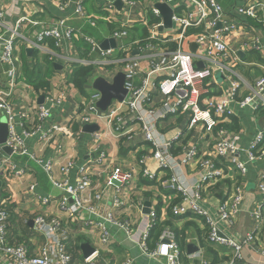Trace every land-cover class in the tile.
I'll return each instance as SVG.
<instances>
[{
    "label": "built area",
    "instance_id": "obj_1",
    "mask_svg": "<svg viewBox=\"0 0 264 264\" xmlns=\"http://www.w3.org/2000/svg\"><path fill=\"white\" fill-rule=\"evenodd\" d=\"M39 1L61 13L73 3V11L44 21L21 15L7 26L1 21L0 2V27L8 33L7 38L0 34V118L5 117L7 121V138L0 144V194L3 196L0 264H74L67 252L71 240L69 226L95 237L99 248L116 240L127 243L130 250L136 249L139 257L154 264H193L194 260L209 264L199 249L187 254L188 261H183L176 233L169 226L162 228L156 248L148 250L149 232L162 220L156 208H149L145 226L139 230L130 219L116 218L113 210L132 206L131 200L127 202L128 190L138 177L157 181L165 193L177 194L180 201L176 204H171L173 195L167 197L169 211L176 216L191 214V218L202 219L208 228V243L232 249L233 257L227 264H234L253 236L246 235L235 243L222 232L220 224L229 226L233 222L243 199L242 185L236 184L227 201L219 206L220 219L211 218L201 204L205 200L204 190L225 178L223 162L233 165L244 176L249 164L264 157V131L256 132L240 148L235 141L226 139L227 131L219 126L234 116L235 108L250 107L254 112L264 108V75L255 76L250 84L233 69L236 65L248 66L244 61L247 55L258 54L264 59L263 37L256 32L259 27L264 33V0H242L243 5L232 0V8L245 21L226 11L223 0H97L101 4L96 6V15L88 14L85 9L89 0ZM117 1L120 9L116 8ZM156 4L169 9L172 25L169 28ZM35 28L37 32L32 33ZM106 40L114 41L115 46L101 50L99 45ZM78 41L88 46L87 53L76 44ZM64 47L67 52L63 51ZM27 49L32 51L30 55L26 54ZM24 61L30 70L46 63L58 64L60 69L55 73L59 74V83L51 85L49 81V88L35 91L22 77ZM76 65L94 66L98 71L93 79L102 77L109 83L117 73H122L124 99H113L105 112L99 111L95 107L99 93L92 92L87 99L68 84ZM255 66L264 71V65ZM216 73L220 76L218 80ZM215 80L226 83L223 94L217 93L219 85ZM240 91H247L248 95L239 97ZM40 96H43L42 104L37 103ZM63 103L74 109L55 121L52 110ZM181 115L188 117L187 133L178 127L165 131L166 120L172 119L175 123ZM84 125L98 126L97 131L90 133L93 148L104 140H131L141 134L147 149L141 150L137 162L139 173L121 165H107L105 152L89 161L73 157L69 150H75ZM196 130L206 140L211 138L201 157L189 137ZM28 141L35 147L50 146L52 156L38 158L29 152ZM4 147L11 153H6ZM177 147L181 151L174 153ZM14 156L35 163L52 187L60 191L57 200H53L52 196L35 194V184L28 186L25 193L37 211L31 220L29 235L17 238L21 242L14 241L11 230L10 206L15 203L4 192L27 175L26 167H20ZM194 163L198 176L191 184L186 180L184 169ZM161 173L166 174L164 178L160 177ZM96 178L103 182L98 191L91 192ZM257 185L264 197V176ZM109 190L113 192L110 207L98 212L92 202H101ZM54 203L62 214L49 210ZM134 205L142 206V203ZM254 212L261 217L259 208ZM84 213L89 216L85 220ZM15 232L18 236L19 228ZM100 255L95 250L84 261L92 264ZM123 264H133V260L124 259Z\"/></svg>",
    "mask_w": 264,
    "mask_h": 264
},
{
    "label": "crops",
    "instance_id": "obj_2",
    "mask_svg": "<svg viewBox=\"0 0 264 264\" xmlns=\"http://www.w3.org/2000/svg\"><path fill=\"white\" fill-rule=\"evenodd\" d=\"M0 2L3 7V17L1 21L7 26L12 25L15 19L21 15H31V17L37 21H44L51 17H60L64 14L69 15L73 11V3H71L67 7L65 12L61 13L58 12L56 8L46 7L39 0H0ZM98 4L100 5L101 3L97 0L87 1L85 4L87 13L96 15V6ZM223 4L226 11H229L232 16L245 21V18L240 16L232 8V0H223ZM236 4L243 5L244 1L237 0ZM100 25L102 28H105V25ZM4 30L5 29L0 27V34L3 36V38H7L8 33L4 32ZM36 32V28L32 29V33ZM256 32L258 35H263L261 34V32L263 31L260 30L259 27L256 28ZM63 51L67 52L68 50L66 47H64ZM244 61L249 65H236L233 69L246 81H248V83L251 84L255 76H259L262 74L264 75V71L258 69L255 66L259 63L264 65V59H262V62L259 61L257 54L247 55L246 58H244ZM24 64H28V62L24 61ZM40 68L47 69V65H43ZM54 70L56 71L55 68ZM48 72L49 70H47L46 74H48ZM58 76V73L53 72V76L49 79H46V81H48V83L50 81L51 85H56L59 83ZM217 83L219 85L217 93L223 94L225 89L227 88L226 83L221 81ZM245 92L247 91H240L239 97H244L243 94ZM28 93H30V90H28ZM30 97L31 99H33L34 94L30 95ZM74 101H77V98H75ZM73 109L74 106L71 107L66 103H63L57 109H53L52 113L55 115V121L60 120L62 114L65 112H67V115L71 114ZM187 121L188 117L183 115H181L175 123L172 122V119H167L166 123L168 124V126L165 131H172L175 127H178L180 131H182L183 133H187ZM222 124H224L223 128L227 131L226 139H228L229 141H235L240 148L245 147L248 141L251 140L256 132L264 131V108H260L256 112H254L250 107L244 109L235 108L234 116H232L229 120L220 123L219 126ZM189 137L192 140L191 142L197 145L199 150V157L203 156L205 150L211 143V138L208 137V140H206L202 137V134L199 132V130H196L192 134H189ZM201 138L204 139L203 142H200ZM27 146L29 148V152H34L38 158L48 159L53 154V150L50 146L35 147L32 141H28ZM142 148H145V143L142 142L141 134H138L131 140H104L103 143L99 145V147L93 148L91 134L82 133L81 139L79 140L78 145L75 147V150L70 149L69 153L73 157L75 156L81 158V160L83 161H89L97 158L101 152H105L107 155V165H121L124 169H130L131 171L139 173L137 162L142 154ZM146 149L147 148H145V151ZM177 150L179 152L181 151L179 147H177ZM176 152L177 151L174 150V153ZM175 155L176 157L180 156V154ZM13 160L20 167L25 166L27 174L22 180L18 181L20 183L17 182L13 184L10 188L6 189L7 191L4 190L5 196H9L8 198H6L15 203L14 205L10 206V209L13 213V218L10 222L12 225L11 230L16 238V240L14 241L21 242V239L17 238L29 235L28 232L30 230V227L28 226V224L29 222H31L37 211V208L29 202L28 196L25 193L28 186L30 184H35V194L44 197L49 195L53 197V200H57V198L60 196V191L52 187L51 182H49L46 175L35 163L27 161L23 157L16 156H14ZM149 164L152 165L151 162H149ZM216 164H218V161L216 162ZM223 164L226 166L225 178L219 180L213 186H210L204 190L203 195L205 200L202 202L201 206L208 212L211 218H213L214 220L220 219L218 215L219 206L227 201V199L232 194L235 185L241 184L243 187V199L241 204L238 205L237 214L234 217L233 222L230 223L229 226H225L221 223L220 229L228 238L232 239L235 243L241 242L246 237V235L253 236V239L243 247L241 251V258L236 259L234 261V264L236 262L240 264H264V197L258 190L257 185L259 178L261 176H264V157L255 160L252 164H249L247 166V172L244 176L238 174L233 165L225 164L224 162ZM184 174L188 182H190L191 184L196 182L198 176L197 164L194 163L191 166L185 167ZM165 175V173H161L160 177L164 178ZM102 182L103 180L101 181L100 179L96 178L91 188V192L98 191ZM73 183L74 182H71V184ZM128 191L129 196L127 198V202L128 200H131L132 206L124 207L122 209H116L113 211L117 215L116 218L119 220L130 219L134 224V228L136 230L142 229L145 226L146 215L142 212L145 202H150V207L156 209L157 207H159L158 213L160 219L165 220L166 218H169L172 224L176 226V228H182L187 222H191L192 224H194L195 228L201 230L205 228L203 220L200 218H191V214H187L186 216H176L172 214L169 211L167 197L173 195L176 199L178 195L174 194L173 192L165 193L164 190L159 187L157 181L149 182L141 179V177H138L137 181L130 186ZM112 193V190H109L108 192L104 193L103 200L101 202H92V205L96 207L98 212H102L103 209H107L110 207V199ZM1 199H3V196L0 198V200ZM135 202H141L142 206L134 205ZM171 203H173V201ZM257 208L260 209L261 217H257L256 212H254ZM49 210L54 214H62L57 207V203H54L51 207H49ZM88 217V214H82L83 220L87 219ZM25 227H27L28 229V231L26 229L28 234H23V229ZM18 228L19 235L16 236L15 229ZM69 228L71 240L67 244V252L73 260L74 264H88L84 261V257L82 256V252L79 248L80 244L84 242L88 243L92 248H94V250H97L98 253L101 254L100 256H97V258L93 259L92 264H123L124 259H132L133 264H154V262L152 261H148L142 257H139L138 251L136 249L130 250L127 243L116 240L111 241L106 247L99 248V243L95 237H88L81 234L80 232H82V230L80 228L78 229V227L69 226ZM14 241H12V243ZM186 242L187 244L191 243L194 246L198 247L199 250L202 251V257L210 264L212 258L210 254H208L207 257L204 250L199 246V240L194 229H188L186 234ZM213 246L217 247V250L223 251L220 253V255L224 253V251H228L230 252L231 256H233L232 249L217 245ZM119 253H122L121 257H119ZM187 254L188 253L186 248V251L182 252L183 261H188ZM219 258L222 257L219 256ZM198 262L199 260H194L193 264H198Z\"/></svg>",
    "mask_w": 264,
    "mask_h": 264
},
{
    "label": "trees",
    "instance_id": "obj_3",
    "mask_svg": "<svg viewBox=\"0 0 264 264\" xmlns=\"http://www.w3.org/2000/svg\"><path fill=\"white\" fill-rule=\"evenodd\" d=\"M76 44L82 49H84L85 53H87L86 51H88V46L85 43L78 41L76 42ZM44 65L45 66L47 65V69H42L39 67L38 69L34 68L30 70L28 68V64H26L25 68L23 69L24 71L22 70L23 71L22 77L24 78V82L32 86L35 89V91H38L39 89L42 88L43 89L49 88V83L48 81H46V79L51 78L53 76V72H56L54 70V65L49 63H46ZM47 70H49L48 74H46ZM97 71L98 70L94 66L76 65L69 76L68 84L72 85L74 89L78 90L81 96L87 97L89 83L93 79V76ZM220 126L224 127V124ZM75 129L76 126L73 127V130ZM176 151L178 150L176 149ZM179 201H180V197L178 196L176 199L173 200V204H176ZM157 210L159 211V207H157ZM165 226L171 227L176 233V242L181 252L186 251V248L188 246L186 242V234L188 229L191 228L194 229L199 240V246L204 250L206 256L208 257V254H210L212 258L210 264H227L228 262L231 261L233 257L228 251H224V253L220 255V253L223 251H219L216 249L217 247L208 244V240H207L208 228L206 226L203 230H201L195 228L194 224H192L191 222H187L184 224L182 228H176V226L172 224L169 218L158 221L156 225L150 230L149 237L147 239V247L149 251H153L156 248V241L159 237L162 228ZM26 229L27 227L23 229V234L27 233L28 229L27 231ZM28 233H30V230ZM219 256L222 258H219ZM235 264H240V263L236 262Z\"/></svg>",
    "mask_w": 264,
    "mask_h": 264
},
{
    "label": "water",
    "instance_id": "obj_4",
    "mask_svg": "<svg viewBox=\"0 0 264 264\" xmlns=\"http://www.w3.org/2000/svg\"><path fill=\"white\" fill-rule=\"evenodd\" d=\"M121 4L119 1L116 2V8L120 9ZM155 8L158 9L160 11V14L165 22L166 28H169L171 24H169V19H170V11L169 9L165 6V5H161V4H156ZM172 26V25H171ZM115 46V42L112 40H106L104 42H102L99 45V48L101 50H105L108 48H113ZM195 46H191V50L194 51ZM31 50L27 49L26 50V54L30 55L31 54ZM198 66H200V64H198ZM55 69H60V66L58 64L54 65ZM220 76L219 74L216 73L215 79H219ZM91 90L94 92L99 93L100 95V99L98 100V102H96L95 107L101 111V112H105L106 109L108 108V106L110 105L111 101L113 99H116L118 101H121L124 99L125 95H126V89L124 87V75L122 73H117L113 79L112 82L109 83L107 82L104 78L102 77H96L92 80L91 83ZM43 100V96H40L38 98L37 103L38 104H42ZM98 130V126L97 125H84L82 127V132L83 133H93L95 131ZM7 138V121L5 117H1L0 118V144H3L6 141ZM4 151L8 154L11 153L10 149L4 147ZM149 208H150V202H145L144 203V209H143V214L147 215L149 214ZM28 226L31 228L32 227V222H29ZM81 252H82V256L84 257V259L89 258L94 252V248H92L88 243H82L79 246ZM198 247L194 246L193 244H190L187 246V253L191 254L193 252H197L198 251Z\"/></svg>",
    "mask_w": 264,
    "mask_h": 264
},
{
    "label": "rangeland",
    "instance_id": "obj_5",
    "mask_svg": "<svg viewBox=\"0 0 264 264\" xmlns=\"http://www.w3.org/2000/svg\"><path fill=\"white\" fill-rule=\"evenodd\" d=\"M261 34H263V35H260V36L263 37V42H264V33L261 32ZM257 57H258L259 61L262 62V59H263V58L260 57L258 54H257ZM37 69H38V67H37ZM92 92H94V91L91 90V87L88 88L87 97H86L87 99L89 98V96H90V94H91ZM247 95H248V92H245V93L243 94V96H247ZM118 255H119V257H121V256H122V253H119Z\"/></svg>",
    "mask_w": 264,
    "mask_h": 264
}]
</instances>
